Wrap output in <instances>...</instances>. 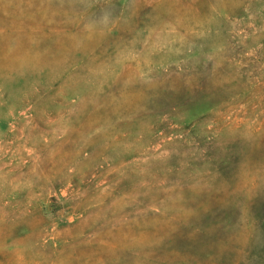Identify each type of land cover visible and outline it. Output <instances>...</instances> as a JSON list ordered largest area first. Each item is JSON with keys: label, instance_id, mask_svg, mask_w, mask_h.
Returning <instances> with one entry per match:
<instances>
[{"label": "rangeland", "instance_id": "1", "mask_svg": "<svg viewBox=\"0 0 264 264\" xmlns=\"http://www.w3.org/2000/svg\"><path fill=\"white\" fill-rule=\"evenodd\" d=\"M0 264H264V0H0Z\"/></svg>", "mask_w": 264, "mask_h": 264}]
</instances>
